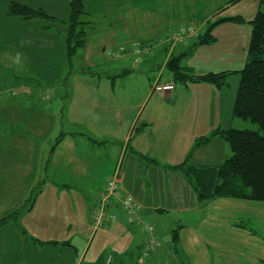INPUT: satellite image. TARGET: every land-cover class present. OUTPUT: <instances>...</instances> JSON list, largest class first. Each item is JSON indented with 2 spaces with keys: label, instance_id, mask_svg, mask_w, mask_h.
<instances>
[{
  "label": "crops",
  "instance_id": "1",
  "mask_svg": "<svg viewBox=\"0 0 264 264\" xmlns=\"http://www.w3.org/2000/svg\"><path fill=\"white\" fill-rule=\"evenodd\" d=\"M23 1L19 0V3L28 5ZM230 1L86 0L85 13L90 17L83 22L89 23L88 30L85 31L84 46L74 56L75 60H80V65L66 74L68 78L72 74L67 89L57 91L56 111L52 107L54 103L41 104L45 99L41 100L42 96L32 88L42 82L38 80L39 73L50 74L45 66L50 60L47 57L50 52L54 53L56 49L58 55L65 53L62 39L56 40L60 32L46 28V23L42 22L31 28L30 37L37 42L0 44L1 50H4L3 45L10 48L9 52L0 54V66L8 74L0 78V219L16 213L15 217L0 225V264H138L135 259L142 255V233L127 226L119 213L109 207L108 212L114 214L116 220L104 231H95L92 227L91 211L98 203L97 196L115 174L120 176L122 191L141 206L140 220L152 219V212L156 209L166 211L172 222L182 227L177 244L188 264H246L248 261L250 264H264V241L257 237L264 233V203L234 198L199 203L193 191L191 198L169 208L149 202L151 193H147V181L142 179V173L146 177L148 172L163 168L161 191L168 197V175L179 176L168 168L174 166L173 163H180L194 142L207 135L204 130L209 132L223 120L228 121L232 107L230 101L222 103L228 96L219 90L225 85L217 88L211 84L217 90L207 97L202 92L206 85L202 84L209 83L177 85L171 73L167 71L164 75V70L172 57L180 56V66L195 76L219 73L224 68L228 70L231 64L228 72L233 74L230 79L238 86L242 68L239 70L234 66L247 60L243 36L249 37L251 27L248 22L256 14L258 5L252 0L249 12H242L239 8L246 0L228 5ZM32 4L36 5L30 6L32 8L55 15L52 10L55 4ZM235 15L242 17L244 23L225 22L215 26L212 44L190 50L193 42L182 45L171 42L172 32L180 25H191L198 35H202L213 20ZM8 22L10 26H23V20L17 18L8 16ZM133 41L148 47L147 54H133L129 50ZM119 47L130 53L118 57ZM237 47L240 49L239 59ZM108 52L112 56L107 57ZM156 70L159 72L155 73ZM123 81L130 83H120L118 87L117 82ZM155 84L173 85V91L160 94L167 105H154L140 112L143 101L153 96L151 90ZM23 87L27 89L23 90ZM77 94L82 99L93 100L96 116L100 118L95 124L101 121L115 125L111 139L117 142L105 135L110 141L105 146L106 143L99 139L62 132L59 122L64 110L68 108L66 113L72 120L73 116L77 119L73 102L66 106L73 95L74 99L77 98ZM200 94L203 96L199 102L197 96ZM215 96L218 97L217 103H214ZM132 98L141 101H126ZM86 105L87 102L83 101L80 108ZM139 120L148 125L137 128ZM154 126L170 131L171 135L175 130H183L184 133L178 132L175 138L176 145H183V149L176 152L168 149L165 157L159 148L154 151L152 143L156 144L160 137H151L148 141L142 137ZM136 129L141 131L136 133ZM105 130L104 127V134ZM221 146L224 149L222 143ZM128 150L131 153L127 157ZM209 154L205 146L196 149L191 165H218L227 155L225 151L221 159H212V164ZM46 156L47 165L43 162ZM150 160L161 161L163 167L158 162H154L156 167L149 165ZM49 187L52 189L47 190ZM56 192L57 198L54 197L47 206L40 205L38 211L36 205L41 198ZM174 202L178 200L174 199ZM109 203L113 208L118 207L115 202ZM156 236L161 245L157 233ZM63 240H71L76 247L67 261L64 252L61 250L59 254L57 251V241ZM160 245L140 264H162L164 251L159 250ZM66 248L71 251V244ZM245 248L257 252L246 256Z\"/></svg>",
  "mask_w": 264,
  "mask_h": 264
},
{
  "label": "rangeland",
  "instance_id": "2",
  "mask_svg": "<svg viewBox=\"0 0 264 264\" xmlns=\"http://www.w3.org/2000/svg\"><path fill=\"white\" fill-rule=\"evenodd\" d=\"M69 1L70 0H57L56 3H54V0H28V1H23L25 3H27L29 6H36L34 4H32L33 2H39V5L45 3V2H49L50 5L55 4L56 6L54 7L53 12H55V16L57 19H59L60 22H64L67 23L70 19V9H69ZM252 0H246L243 3V6L240 7L239 9L242 12H249V7L252 5L251 2ZM12 3H19V0H0V44L2 43H7V42H14V43H19V42H37L34 38L31 39V28L36 27L37 25H41L42 22H44L43 20H31V21H26L23 20V26L20 25H16V26H10L9 22H8V16H7V11L9 6ZM39 7V6H38ZM236 16V15H235ZM90 17V15L88 16H82L80 18V21L86 20ZM234 17V16H233ZM10 18V17H9ZM11 19H15V18H11ZM214 22V20L212 21ZM46 23V22H45ZM53 23V22H52ZM211 23V22H210ZM209 23V24H210ZM56 24H58V29L61 30L62 32H64V27L68 26V23L65 25L60 26V23H53V24H49L52 28H54L56 26ZM208 24V25H209ZM208 27V26H207ZM85 30H88V27L85 28ZM180 31V36L178 38V36L175 34L177 31ZM251 31V30H250ZM62 38H61V37ZM200 37V35H198V33L196 32L195 28L191 25H180L175 31L172 32L171 34V42L172 44L175 45H182L183 43H194L198 38ZM62 39V41L64 42L65 45V49H66V38L63 34H60L58 36V38L56 37L57 41H60ZM179 39V40H178ZM249 39H250V32H249V37L246 39L243 36V43L242 45L244 46V50L247 51V47H248V43H249ZM192 43V44H193ZM74 44H72L71 46H73ZM241 45V46H242ZM192 46V45H191ZM129 50L132 51L133 54L134 51L137 53L136 50H140V52L146 50L148 47H146L145 45H143L141 42L139 41H133L130 43L129 45ZM136 48V50H135ZM237 59L241 58L240 55V49L239 47H237ZM2 49H0V54L1 56L4 55L7 51H10V48L8 49V47L6 45L2 46ZM119 51H121V54H127L130 53L129 51H126L123 47H119L118 48ZM59 51L61 52V49H59ZM66 53V54H65ZM62 53L60 55L57 54V50H54L53 52H50L49 57L50 60L48 62L45 63V66L49 68L50 70V74H42L40 75V73L38 74V80L42 81V82H38V87L36 88H32L34 90V92H39V94L42 96L40 99L44 100L41 102V104L43 102H47L49 105H51V103H54V105H52L53 109L56 111L55 107L58 106L57 104V91H63V88H66V85H68L69 83L71 84V80H72V74L71 76L68 78L67 77V73L74 71V69L79 68L80 65V60H75V57H71L70 59L67 56V50L66 52ZM138 55V54H136ZM139 55H144V54H139ZM120 56V54H119ZM118 56V57H119ZM117 58V57H116ZM79 59V58H78ZM236 59V60H237ZM230 61V60H229ZM236 62V61H235ZM247 62V60H246ZM246 62L242 65H240V63L238 62V64L236 66H233L235 68H238L239 70H241V68H244V64H246ZM229 66H231V64H229ZM229 66H228V70H226L224 68V70L220 71L218 74L220 73H229ZM2 66H0V78L6 77L8 76V74H5L6 72L1 68ZM224 71V72H223ZM159 71L156 70L155 73H158ZM168 72L165 69L164 70V75H166ZM217 74V73H216ZM40 75V76H39ZM193 75V74H192ZM137 76H134L133 78H136ZM134 81V80H132ZM129 81H123V82H117L118 87L120 85V83H122L123 85L128 84ZM225 82V80H224ZM234 80L230 79V76L227 78L226 83H225V88L223 89H219L221 91V93H224L223 95H227L228 97L223 99V104H228V102L230 101V106L233 107V102H234V98H235V94H236V84H233ZM26 83V81H25ZM33 85H36V83L32 82ZM78 83L81 85L82 81H78ZM130 83V82H129ZM69 84V85H70ZM177 84V83H176ZM196 84H201V83H196ZM224 84V83H223ZM229 84V85H228ZM178 85V84H177ZM202 85H206L205 87H203L202 92L205 94V96L209 97L213 95V91L217 90V88H215L214 86L207 85V84H202ZM210 86V87H208ZM27 88L23 87V90H25ZM70 90V89H68ZM73 92V90H71ZM74 94V92H73ZM51 98H46V96H50ZM63 95V92H62ZM70 96V95H69ZM160 96V97H158ZM203 95H198L197 96V100L200 102L201 98ZM162 95H156L154 94L153 96H151L150 98H147L143 101L142 103V107L140 109V112L142 110L147 111L149 108L153 107L154 105H157L158 107H162V105H167V103L164 101V99L162 98ZM65 100V99H64ZM130 101V103H137L139 100L141 101L140 98H132V99H126V101ZM83 101L87 102V105L85 106V108H80L81 104ZM218 101V97L215 96L214 99V103H217ZM232 101V103H231ZM73 102V109H75V111L77 112V119L73 116V120L72 117L69 116L68 113H66V111H69V109L67 108L66 111L64 110L63 114H62V119L59 122L60 123V127L63 128L62 132L65 133H71L74 136H77L78 134L84 135V136H88L90 137V139L96 140H102L104 143H106L105 146H107V144H109L110 141H108L105 138V135L111 139V134H113L114 132H112V128L115 126L113 123L111 125V122H101L99 121L97 124H95L97 122L96 119H100L98 116H96L94 107L96 106L93 103V100L89 99L88 97H85L84 99H82L81 95L79 96L77 94V98L74 99V95H73V99H70L67 101V107ZM213 103V104H214ZM169 104H171L169 102ZM72 109V111H73ZM81 111L85 112V113H81ZM232 111V110H231ZM231 111L228 112V121L223 120L222 124H218L216 129H229L232 128L234 130H239V131H243V130H247V131H258L259 128L256 124L251 123L249 120H237L236 118H233L231 115ZM48 114H50V111H48ZM64 116V117H63ZM143 118V117H142ZM206 118V117H205ZM74 120H76L78 123H76ZM74 121V122H72ZM72 122V123H71ZM142 125H148L147 123H142L141 120H139L137 122V128H142ZM206 125L209 126V122H206ZM107 128V130H105V133H103V128ZM71 128V129H70ZM145 128V126L143 127ZM215 127H213L211 130H209V132L207 130H204L203 133L207 134L204 137H208L211 136V134H213V132L216 130L214 129ZM70 129V130H69ZM121 130V129H118ZM137 130V129H136ZM141 131V129H139ZM139 131V132H140ZM137 133V131H135ZM184 133L183 130L181 131H177L175 130V132L171 135L170 131H166L163 128H160L158 126H154L152 128V130H146V134L142 135V137L145 139V141H148L151 137H160V141H158L156 144H154V151L156 149L159 148V150L161 151V154L163 155V157H165V153L168 151V149H172L174 152H176L179 149H183V145H176L175 143V138L177 133ZM208 132V133H207ZM186 133V131H185ZM201 137V138H204ZM115 141L114 139H111V141ZM119 141V140H118ZM187 141V139L185 140ZM98 142V141H96ZM221 142L223 147L221 146ZM219 142L217 139H215L213 141V144H208L205 146V150L209 154L208 156L210 157V161L212 164L214 163V159L215 157L220 158L223 157V155L226 154L227 156H230V150H229V146L227 143L221 141ZM100 143V142H98ZM193 149V146L192 148ZM215 150V153L212 154V150ZM194 150V149H193ZM193 150L190 152H193ZM51 151V147L49 148V153ZM190 152H187L186 154L189 155ZM129 153H131L129 150L126 154V156L128 157ZM158 154V152H156ZM155 153V154H156ZM193 153L190 154V160L191 164H193ZM185 157V156H184ZM48 162V157H45V160L43 159V162ZM154 162H158L161 167H163L161 161H157V160H150L148 161L149 165H154ZM177 163H173L172 165H176ZM155 166V165H154ZM193 166V165H192ZM156 167V166H155ZM44 168V167H43ZM124 169V167H122ZM44 171V170H42ZM153 172H148L147 176L145 177V175L142 173V179H144L145 181H147V193H151V195L149 194V202L152 204H163L166 205L169 208H172V205H181L184 201L187 200L188 197L191 198V193H193L192 188L189 186L187 180L181 175L179 174V176L176 175H168L167 179H166V186H167V190L169 192V196L165 197V195L163 194V192L161 191V188L163 186V180H164V176L163 173L164 170L163 168H156L155 170H152ZM162 171V172H161ZM54 186V184H53ZM56 188V186H54ZM48 189H52V187L46 188ZM124 196H129L126 193H124ZM56 197L57 198V192L55 194H47L45 196H43L41 198V201L36 205L37 210L41 208L40 205L47 206L49 205L48 203H51L53 201V198ZM174 199H177L178 202H174ZM111 200V199H110ZM202 203V202H201ZM206 203V202H204ZM264 203V202H263ZM118 204L122 205V202L118 201ZM39 207V208H38ZM111 209L113 211H115V213H119L120 216H122L123 221H124V217H125V212L123 211L122 207H115L113 208L111 206ZM39 211V210H38ZM154 217H152V219L150 220H140V224H130L127 223L126 225L131 227L133 230L142 233L141 239L144 242L143 246L145 247L146 244V239L148 238V235L146 233L143 232V226L144 225H151L153 227H155L156 233L158 234V237L161 241V245L159 250L160 251H164V255L161 257V259H163V263L162 264H188L187 259L183 256L179 245L176 244L175 241H173V234L172 232L175 231L177 229V225L179 224H174L172 222V220L170 219V215L168 213H166V211L163 212H158L153 211L152 212ZM253 228V227H251ZM43 228L40 227V231H42ZM255 231V229L253 230ZM263 236V237H261ZM258 239H262L264 241V233L263 235L259 233V235L257 236ZM145 240V241H144ZM57 251L60 254L61 250L64 252V259L67 261L69 259V257L72 255V249H75V245L71 240H63V241H57ZM71 244V251H69L66 247ZM66 246V247H65ZM65 247V248H63ZM71 252V253H70ZM245 255H253L254 253H256L257 251L255 250H248L247 248H245ZM176 255V258H174V256ZM56 259H57V252H56ZM136 263L140 264V262L142 261L141 259H135ZM142 264V263H141ZM246 264H250V261L246 262Z\"/></svg>",
  "mask_w": 264,
  "mask_h": 264
},
{
  "label": "trees",
  "instance_id": "3",
  "mask_svg": "<svg viewBox=\"0 0 264 264\" xmlns=\"http://www.w3.org/2000/svg\"><path fill=\"white\" fill-rule=\"evenodd\" d=\"M241 1L231 0L228 5H234ZM254 1L257 2L258 10L252 20L248 22L251 32L246 51L247 62L239 72L240 80L231 115L237 120H249L251 123L256 124L259 130L253 132L247 130L239 131L232 128L224 130L218 128L211 136L198 138L194 142V150L191 149V151L193 150L194 152L198 148L213 144L215 139L219 142L223 141L229 146L230 156L226 155L221 164L192 166L189 162H191L190 154L193 152H190L189 155L186 154L180 163L168 168L170 171L181 174L187 180L195 192L199 203L221 198L264 202V0ZM85 2L86 0H70L68 26L64 27V32L57 28L58 24L53 28L60 32L58 35L63 34L65 36V52L67 50L69 59L72 56L74 57L77 51L85 44V28L89 23L80 21L82 16H86ZM221 11L222 9L219 12ZM52 14L22 3H12L7 12L10 18L26 21L43 20L46 22L45 27L51 29L52 27L49 24L60 23V26L67 24L60 22L55 15L51 16ZM225 22L242 24L244 20L240 16L215 19L192 44L190 50L198 46L212 44L215 41L212 36L214 27ZM72 44L74 45L71 46ZM121 56L122 54L119 57ZM180 58L181 56L177 58L172 57L166 64V70L171 73L174 83L177 84L209 83L217 88H221L225 85L227 78L233 74L207 73L202 76H195L189 70L183 69L180 66ZM144 126L147 125H142V127ZM135 131L139 132L140 130L137 129ZM15 214L13 213L1 218L0 225L15 217ZM181 229L182 227L177 225V229L172 232L173 241L176 244L178 243L179 231ZM159 245L160 243L155 249L150 250L145 255L142 251L139 259L143 261L149 258L155 253Z\"/></svg>",
  "mask_w": 264,
  "mask_h": 264
},
{
  "label": "built area",
  "instance_id": "4",
  "mask_svg": "<svg viewBox=\"0 0 264 264\" xmlns=\"http://www.w3.org/2000/svg\"><path fill=\"white\" fill-rule=\"evenodd\" d=\"M178 38L180 36V31L178 30L175 33ZM179 40V39H178ZM136 50V48H135ZM137 53L134 51L135 54H145L147 52V49L140 52V50H136ZM119 54H121V51L118 52V56ZM173 89L172 85L166 84V85H156L154 87V92L156 93H164V92H168L171 91ZM119 187V182L116 178L110 180L104 191L102 192V194L99 197V208L94 212V225L99 229L104 228L106 221H114L115 217L113 215L109 216L106 215L105 211H104V207L107 203H109L110 199H117L120 200L123 204L122 208L123 211L125 212V219L127 221V223L130 224H140V220L138 218V213L140 210V207L134 202V200L130 197V196H124L120 195V193L117 191ZM144 231L148 234V238L146 239V244L145 247H143V254L145 255V253L150 252V250L155 249L159 242L158 240L155 238L154 236V230L153 227L151 226H145L144 227Z\"/></svg>",
  "mask_w": 264,
  "mask_h": 264
},
{
  "label": "bare ground",
  "instance_id": "5",
  "mask_svg": "<svg viewBox=\"0 0 264 264\" xmlns=\"http://www.w3.org/2000/svg\"><path fill=\"white\" fill-rule=\"evenodd\" d=\"M111 56H112V54H111ZM156 85H158V84H155L153 87H152V90H151V95H154V94H156V95H160V94H164V93H168V92H170V91H168V92H164V93H156V92H154V87L156 86ZM173 86V85H172ZM174 89V88H173ZM173 89L171 90V91H173ZM114 178H116L117 180H118V182H119V187H118V192L120 193V195H123L124 194V192L122 191V189H121V180H120V176L118 175V174H115V175H113L112 177H111V180L112 179H114ZM112 202H115V203H117V206L118 207H120V204H118V201L120 202V200H117V199H112L111 200ZM139 207H140V210H139V213L142 211V208H141V206L139 205V204H137ZM140 220V219H139ZM141 222V221H140ZM145 226H151V225H144L143 226V232L144 233H146L145 231H144V227ZM151 227H153V226H151ZM153 232H154V236H155V238L158 240V238H157V236H156V230H155V227H153ZM147 234V233H146ZM148 235V234H147Z\"/></svg>",
  "mask_w": 264,
  "mask_h": 264
}]
</instances>
